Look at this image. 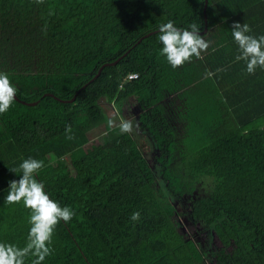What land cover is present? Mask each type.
I'll list each match as a JSON object with an SVG mask.
<instances>
[{
    "label": "trees",
    "instance_id": "trees-1",
    "mask_svg": "<svg viewBox=\"0 0 264 264\" xmlns=\"http://www.w3.org/2000/svg\"><path fill=\"white\" fill-rule=\"evenodd\" d=\"M204 7L0 0V71L18 89L0 114V240L26 242L29 210L3 198L19 179L11 169L33 157L44 161L46 191L76 212L57 225L44 264H264V70L246 73L231 36L235 22L264 35V0H209L200 34L209 47L173 69L159 55L158 25L196 22L203 32ZM104 101L124 118L137 105L152 159L109 126ZM184 215L205 240L183 230Z\"/></svg>",
    "mask_w": 264,
    "mask_h": 264
},
{
    "label": "clouds",
    "instance_id": "clouds-1",
    "mask_svg": "<svg viewBox=\"0 0 264 264\" xmlns=\"http://www.w3.org/2000/svg\"><path fill=\"white\" fill-rule=\"evenodd\" d=\"M200 26L196 22L186 27H178L175 21L169 19L158 25V42L161 45L159 55L173 68H178L193 57L199 58L201 52L209 45L200 34ZM248 23L235 22L231 27V36L237 46L236 61H243L246 73L254 74L257 68L264 70V35H252ZM18 89L12 83L8 73L0 71V114L7 112L15 102ZM111 126L112 121H109ZM120 132L127 133L132 129L130 121L121 120ZM71 132V128L66 129ZM72 139V136H67ZM44 161L33 157L23 159L18 168L11 169L19 172V179L9 181L7 195L3 200L6 205L22 204L29 210L28 232L23 247L0 240V264H44L47 257L52 255L53 235L58 224L69 223L76 212L67 205L52 198L46 191L45 184L37 179ZM140 219V213L134 212L130 220Z\"/></svg>",
    "mask_w": 264,
    "mask_h": 264
},
{
    "label": "rangeland",
    "instance_id": "rangeland-1",
    "mask_svg": "<svg viewBox=\"0 0 264 264\" xmlns=\"http://www.w3.org/2000/svg\"><path fill=\"white\" fill-rule=\"evenodd\" d=\"M102 106L104 108L106 116H108L110 118V120L112 121V126L120 125L121 120L131 122L132 129L130 132L132 133L133 137L138 140V142L140 143V147L145 152H147L148 158L152 159V157H154V155H155V153H153L155 146L153 144V141H151L152 139L149 138V135L146 133V131L142 130L139 127L138 115L140 112H139L137 105L132 103L130 110L129 111H127V109L125 110V113H124V115H126L125 118L120 113L119 109L116 107L115 104H109V103H107V101H104ZM100 128H103V127H99V128H97V129H95L89 133L91 141H90V144L87 146L88 150L90 149L92 143L98 142V136H99V134L102 133V130ZM188 199L183 201V204L185 203L183 206L188 204L187 203ZM179 204H181V203H177L178 208L182 212H185L184 207L179 205ZM180 219H181V222L183 224V227H184L183 230L184 231H189L191 234L193 233L194 236L200 241L205 240L204 233L199 232L200 228L198 226H193L190 222H188V219L185 215H184V217L180 216ZM213 244H214V246L218 247L221 245V242L216 237L213 241ZM207 264H214V263L207 258Z\"/></svg>",
    "mask_w": 264,
    "mask_h": 264
},
{
    "label": "water",
    "instance_id": "water-1",
    "mask_svg": "<svg viewBox=\"0 0 264 264\" xmlns=\"http://www.w3.org/2000/svg\"><path fill=\"white\" fill-rule=\"evenodd\" d=\"M208 2H209V0H205V7H204L205 29H204L203 32H200L199 34H205L208 31V27H207V24H208V20H207V6H208ZM109 65H112V64H109ZM104 67H105V65L100 68V70H99L98 74L95 76L94 80L97 79L100 76V74H101L102 70L104 69ZM75 99H76V97H74L69 102H73V101H75ZM31 105H34V103H32Z\"/></svg>",
    "mask_w": 264,
    "mask_h": 264
},
{
    "label": "built area",
    "instance_id": "built-area-1",
    "mask_svg": "<svg viewBox=\"0 0 264 264\" xmlns=\"http://www.w3.org/2000/svg\"><path fill=\"white\" fill-rule=\"evenodd\" d=\"M136 77H137V75L133 73V74L128 75L127 80L133 79V78H136Z\"/></svg>",
    "mask_w": 264,
    "mask_h": 264
},
{
    "label": "bare ground",
    "instance_id": "bare-ground-1",
    "mask_svg": "<svg viewBox=\"0 0 264 264\" xmlns=\"http://www.w3.org/2000/svg\"><path fill=\"white\" fill-rule=\"evenodd\" d=\"M76 39H77V38H76ZM76 39H75V40H76ZM87 39H88V38H87ZM73 43H74V42H73ZM77 43H79V42H77ZM6 194H7V193H6ZM209 195H210V194H209ZM2 196H3V195H2ZM161 232H162V230H161ZM166 237H167V236H166ZM162 238H163V237H162ZM168 238H169V237H168ZM153 240H154V239H153ZM164 240H165V238H164ZM168 240H169V239H168ZM169 241H170V240H169ZM149 246H150V245H149ZM182 248H183V247H181V250L184 249V248H183V249H182ZM166 253H167V252H166ZM177 253H178V252H177ZM178 255H179V254H178ZM180 255H181V254H180ZM182 255H183V254H182ZM159 256H160V255H159ZM184 256H186V255H184ZM171 258H172V257H171ZM172 261H173V260H172ZM180 264H181V263H180Z\"/></svg>",
    "mask_w": 264,
    "mask_h": 264
}]
</instances>
